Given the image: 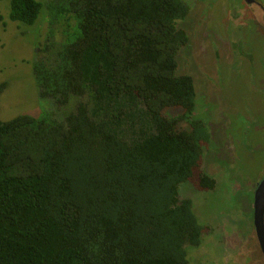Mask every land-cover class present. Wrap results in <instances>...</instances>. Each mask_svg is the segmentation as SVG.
<instances>
[{
    "label": "trees",
    "instance_id": "1",
    "mask_svg": "<svg viewBox=\"0 0 264 264\" xmlns=\"http://www.w3.org/2000/svg\"><path fill=\"white\" fill-rule=\"evenodd\" d=\"M10 6L49 23L33 71L52 107L0 120V264H189L207 226L180 186L217 184L194 79L178 72L190 2Z\"/></svg>",
    "mask_w": 264,
    "mask_h": 264
},
{
    "label": "rangeland",
    "instance_id": "2",
    "mask_svg": "<svg viewBox=\"0 0 264 264\" xmlns=\"http://www.w3.org/2000/svg\"><path fill=\"white\" fill-rule=\"evenodd\" d=\"M187 1L192 7L181 27L190 39L180 50L178 72L194 79L196 117L212 134L202 166L217 182L213 189L180 186L207 226L203 243L188 247L189 264H264L253 220L264 177V10L246 0ZM10 5L0 0V82H8L0 120L52 107L40 98L33 71L49 23L43 16L34 24L12 20Z\"/></svg>",
    "mask_w": 264,
    "mask_h": 264
},
{
    "label": "water",
    "instance_id": "3",
    "mask_svg": "<svg viewBox=\"0 0 264 264\" xmlns=\"http://www.w3.org/2000/svg\"><path fill=\"white\" fill-rule=\"evenodd\" d=\"M254 227L264 257V177L257 185L254 201Z\"/></svg>",
    "mask_w": 264,
    "mask_h": 264
},
{
    "label": "flooded vegetation",
    "instance_id": "4",
    "mask_svg": "<svg viewBox=\"0 0 264 264\" xmlns=\"http://www.w3.org/2000/svg\"><path fill=\"white\" fill-rule=\"evenodd\" d=\"M249 3L256 4L264 10V0H246Z\"/></svg>",
    "mask_w": 264,
    "mask_h": 264
}]
</instances>
